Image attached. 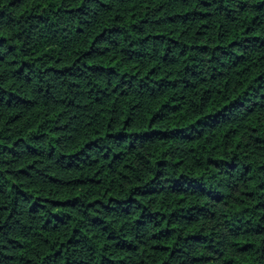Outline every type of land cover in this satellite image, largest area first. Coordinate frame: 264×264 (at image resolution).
<instances>
[{
    "label": "trees",
    "instance_id": "trees-1",
    "mask_svg": "<svg viewBox=\"0 0 264 264\" xmlns=\"http://www.w3.org/2000/svg\"><path fill=\"white\" fill-rule=\"evenodd\" d=\"M0 264H264V0H0Z\"/></svg>",
    "mask_w": 264,
    "mask_h": 264
}]
</instances>
